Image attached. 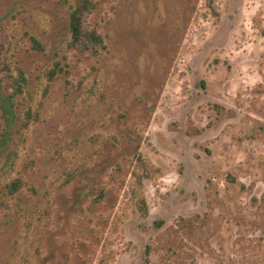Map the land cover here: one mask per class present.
Here are the masks:
<instances>
[{"label": "rangeland", "instance_id": "obj_1", "mask_svg": "<svg viewBox=\"0 0 264 264\" xmlns=\"http://www.w3.org/2000/svg\"><path fill=\"white\" fill-rule=\"evenodd\" d=\"M89 1L0 0V264H264V0Z\"/></svg>", "mask_w": 264, "mask_h": 264}, {"label": "trees", "instance_id": "obj_2", "mask_svg": "<svg viewBox=\"0 0 264 264\" xmlns=\"http://www.w3.org/2000/svg\"><path fill=\"white\" fill-rule=\"evenodd\" d=\"M92 7V3L89 0H80L79 5L72 13L71 17V29L73 34V41L82 43L84 46L88 44L86 36H89L88 29L83 23V13L85 10H89ZM23 180L21 177H17L8 182L4 187H0V211L5 205V196L7 194H16L23 186Z\"/></svg>", "mask_w": 264, "mask_h": 264}]
</instances>
